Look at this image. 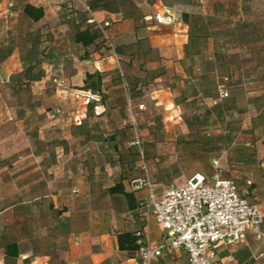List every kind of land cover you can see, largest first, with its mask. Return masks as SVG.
<instances>
[{
    "label": "crops",
    "instance_id": "0c3cea01",
    "mask_svg": "<svg viewBox=\"0 0 264 264\" xmlns=\"http://www.w3.org/2000/svg\"><path fill=\"white\" fill-rule=\"evenodd\" d=\"M28 4L43 8L44 19L28 18L24 13ZM87 5L98 22L111 23L112 50L102 49L100 40L89 48L76 43V34L88 28ZM1 6L17 7L24 19L48 34L49 50L55 54L48 66L62 71L67 86L83 88L87 74L102 73L104 98L85 107L57 87L53 99L67 110L64 116L56 117L53 111L50 117L65 129L64 139H75L70 144L74 154L69 156L59 147L52 161L36 155L16 161V165L34 164V172L44 179L42 187L28 188L26 203L0 212V264H139L133 252L120 249L118 234L144 231L151 245H156L164 233L154 217L138 207L149 191L133 190L132 175L143 168V161L119 151L136 150L142 142L121 143L115 138L129 131L128 123L142 134L159 130L155 121L144 123L151 114L144 100L173 109V93L180 87L177 77L190 76L200 51L192 45L199 17L194 0H1ZM161 12L181 18L187 14L190 23L184 30L165 26L150 30L156 24L145 17ZM20 54L14 49L0 62L8 78L22 66ZM35 83L44 88L46 79ZM77 107L85 118L82 126L75 125V114H71ZM118 184L133 192L135 210L124 195L110 192ZM256 196L254 188V199L263 201ZM8 245L18 246L17 257L7 255ZM263 251L250 236L246 244L222 251L220 259L222 264H230V256L240 263L264 264ZM184 262L185 254L166 252L156 264Z\"/></svg>",
    "mask_w": 264,
    "mask_h": 264
},
{
    "label": "rangeland",
    "instance_id": "374dc122",
    "mask_svg": "<svg viewBox=\"0 0 264 264\" xmlns=\"http://www.w3.org/2000/svg\"><path fill=\"white\" fill-rule=\"evenodd\" d=\"M194 2L199 17L192 45L200 51L190 76L177 77L175 108L164 110L144 100L151 112L144 123L155 121L161 132L142 134L128 123L129 131L114 136L115 141L142 142L136 150L119 151L145 157L132 179L149 176L159 192L186 183L197 172L212 173L216 160L226 178L241 186L252 180L256 198L264 201V0ZM16 9L7 10L0 0V62L14 49L22 59L14 77L0 69V212L26 203L28 188L43 185L34 164L16 165L17 160L36 155L52 161L59 147L74 154L70 144L75 139H64L65 129L50 117L58 106L67 110L53 99L54 79L63 82L60 87L71 97L79 89L67 86L62 71L48 66L55 55L48 34ZM42 79L44 88L35 83ZM220 88L228 97H220Z\"/></svg>",
    "mask_w": 264,
    "mask_h": 264
},
{
    "label": "built area",
    "instance_id": "2783aa9c",
    "mask_svg": "<svg viewBox=\"0 0 264 264\" xmlns=\"http://www.w3.org/2000/svg\"><path fill=\"white\" fill-rule=\"evenodd\" d=\"M85 11L88 14L87 23L96 26L108 39L106 28L110 22H98L95 12L88 5ZM146 21L186 29V24L177 13L161 12L148 16ZM54 83L57 86L63 84L57 78ZM219 95L226 98L229 93L220 88ZM76 99L89 107L92 101L99 98L90 92L78 90ZM80 112L78 108L73 113L77 126H82L85 121ZM54 114L65 115L60 109H56ZM214 164L216 172L213 175L197 174L186 183L161 192L149 178L133 181V190L149 191L142 201V207L154 217L164 233L156 245H151L144 231L137 233L140 249L136 258L139 264H156L166 252L185 254L182 264H222L220 253L246 244L250 236L264 250V201L254 199V182L248 180L246 186L241 188L233 180L225 178L219 162L215 161ZM262 166L264 168V162ZM229 263L246 264L238 262L234 256H230Z\"/></svg>",
    "mask_w": 264,
    "mask_h": 264
},
{
    "label": "trees",
    "instance_id": "16d2710c",
    "mask_svg": "<svg viewBox=\"0 0 264 264\" xmlns=\"http://www.w3.org/2000/svg\"><path fill=\"white\" fill-rule=\"evenodd\" d=\"M24 13H25V15L28 18H30L34 22H39L42 19H44V17H45V11H44L43 8H36L35 6H32L30 4H28L25 7ZM85 13H86V11H85ZM147 17H145V21H146ZM181 19H182V21L185 24H187V23L189 24L190 23V18H189V15H187V14H185ZM86 22H87V20H86ZM105 22H109V21H105ZM105 22H103V23H105ZM110 29H111V23H110V26L108 28H106V32H107V35H108V39H107V38H105L103 36L101 31L96 28V26H92V25L88 24V28H86L83 31H79L76 34L75 41H76V43L82 44L84 47L89 48L91 46H94L97 43V41L100 40L101 48L110 51V50L113 49L112 48V44H111ZM195 37H194V39H195ZM102 88H103V74L100 73V72H96L94 74H87L86 80H85V86L83 88H80L79 90L85 91V92H90V93H92L93 95H95V96H97L99 98V100L92 101L90 103V105H89V107H90L95 102H102V100L104 98L102 96V93H103V89ZM142 159L145 160V157H142L141 160ZM215 161L213 162V172L212 173L197 172L192 177H194L197 174L213 175L216 172V167H215V164H214ZM220 167L223 170L221 165H220ZM146 178L150 179L149 176L146 177ZM150 180L155 186H157L156 183L152 181V179H150ZM235 183H237V182H235ZM132 184H133V182H132ZM237 184L241 188H244L246 186V184H245V186H241L239 183H237ZM110 192L113 193V194L118 193V194L124 195L126 197V199L128 200L129 204H130V208L132 210H135L137 208L136 202H135V196H134L133 192H127L125 187L123 186V184H118L115 187L111 188ZM142 201L140 202L138 207L146 212L144 207H142ZM138 232H134V233L126 232V233L118 234L119 246H120V249L122 251L133 252L135 254V256H136L137 252L140 249V246L138 244L139 237L137 236ZM6 251H7V255L8 256L17 257L19 255V251H18V246L17 245H8L6 247Z\"/></svg>",
    "mask_w": 264,
    "mask_h": 264
}]
</instances>
